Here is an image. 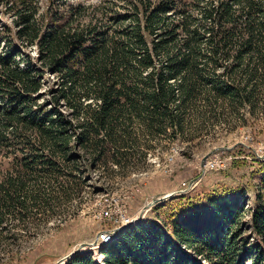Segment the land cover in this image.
Segmentation results:
<instances>
[{
    "label": "trees",
    "instance_id": "obj_1",
    "mask_svg": "<svg viewBox=\"0 0 264 264\" xmlns=\"http://www.w3.org/2000/svg\"><path fill=\"white\" fill-rule=\"evenodd\" d=\"M0 3L10 19L0 23V242L12 218L24 226L79 199L91 172H134L163 139L191 141L239 107L252 116L264 95V0ZM257 162L250 237L239 222L247 190L214 186L154 208L100 249V263L65 264H264Z\"/></svg>",
    "mask_w": 264,
    "mask_h": 264
},
{
    "label": "rangeland",
    "instance_id": "obj_2",
    "mask_svg": "<svg viewBox=\"0 0 264 264\" xmlns=\"http://www.w3.org/2000/svg\"><path fill=\"white\" fill-rule=\"evenodd\" d=\"M80 1L94 3L100 0ZM103 1L124 4V0ZM3 12L0 3V23H9L10 19ZM30 53L34 55L33 50ZM257 102L254 115L249 116L243 107L235 114L224 113L212 120L211 128L189 133L191 141L163 139L151 157L125 176L103 179L99 171L91 172L88 188L79 199L62 202L51 211L44 209L36 220L26 218L24 226L17 217L8 218L14 235L6 234L0 242V264H54L83 244L88 246L82 248L80 254H89L100 263V249L105 245L100 246L96 238L101 231L116 230L122 226L121 220L155 219L154 210L175 196L143 211L145 205L172 192L186 190L193 180L191 188L183 194L205 193L214 186L219 190L235 189L236 185L245 188L247 192L242 196L239 222L244 224L243 236L250 237L249 216L255 204V185L259 178L255 170L257 160H264V95ZM237 146L241 148L231 151ZM218 147L228 150L213 152L201 167L202 158ZM103 211H108L112 219L103 218ZM116 217L119 221L113 223ZM95 241L97 244L92 247Z\"/></svg>",
    "mask_w": 264,
    "mask_h": 264
},
{
    "label": "water",
    "instance_id": "obj_3",
    "mask_svg": "<svg viewBox=\"0 0 264 264\" xmlns=\"http://www.w3.org/2000/svg\"><path fill=\"white\" fill-rule=\"evenodd\" d=\"M228 149L227 148H222V147H218V148H214L208 155L204 156L202 158V164H201V167L204 166V161L208 159V157L213 153V152H216V151H227ZM195 182V180H193L192 182H190L188 188L184 191H176V192H172L171 194H168V195H165L163 196L162 198H157V199H154L152 200L149 204L145 205L143 211H145L146 209H149L159 203H162L163 201L167 200V199H170L171 197H174V196H177V195H180V194H183V193H186L190 188H191V185L192 183ZM140 218H138L136 221L134 220L131 225H135V224H138L137 222H140ZM115 232V230H114ZM113 232V233H114ZM98 237L96 238V241H97ZM94 242L91 246H96L97 242ZM87 244H83V245H80L78 249L70 252L68 255L64 256L63 258L57 260V262H55L54 264H65L69 259H71L72 257H74L75 255H78L81 253V249L86 247ZM88 246V245H87Z\"/></svg>",
    "mask_w": 264,
    "mask_h": 264
},
{
    "label": "built area",
    "instance_id": "obj_4",
    "mask_svg": "<svg viewBox=\"0 0 264 264\" xmlns=\"http://www.w3.org/2000/svg\"><path fill=\"white\" fill-rule=\"evenodd\" d=\"M102 214H103V218L105 217V218H108L109 220L112 219V216H111V214H109L108 211H103ZM118 221H119V219L116 217V218H114L113 223H118ZM131 223L132 222H130L128 220H121L122 226L116 228L115 232L113 231V229H107V230L101 231V234L98 235V239H97L99 245L101 246V245H107V244L111 243L115 239L117 234H119L120 232H123L124 230L129 228L131 226Z\"/></svg>",
    "mask_w": 264,
    "mask_h": 264
},
{
    "label": "bare ground",
    "instance_id": "obj_5",
    "mask_svg": "<svg viewBox=\"0 0 264 264\" xmlns=\"http://www.w3.org/2000/svg\"><path fill=\"white\" fill-rule=\"evenodd\" d=\"M136 225V224H135ZM134 224L133 225H131L130 227H133V226H135Z\"/></svg>",
    "mask_w": 264,
    "mask_h": 264
}]
</instances>
